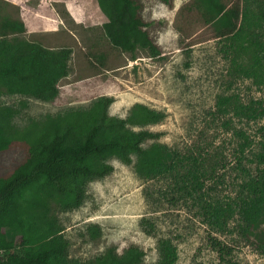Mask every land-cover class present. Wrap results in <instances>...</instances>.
Listing matches in <instances>:
<instances>
[{
    "label": "rangeland",
    "instance_id": "374dc122",
    "mask_svg": "<svg viewBox=\"0 0 264 264\" xmlns=\"http://www.w3.org/2000/svg\"><path fill=\"white\" fill-rule=\"evenodd\" d=\"M139 2L159 57L114 47L97 0H0V24L15 20L27 29L9 33V40L72 50L69 74L59 81L56 99L41 101L3 90L1 105L14 109L11 123L19 131L70 110L89 109L104 96L114 99L109 108L114 118L127 119L136 105L158 111L164 114L162 121L128 127L155 134L143 144L145 148L166 145L182 159L178 172L193 171L205 182L204 204L229 203L235 208L245 195L246 170L256 174L255 159L264 142V74L253 71L248 44L219 32L226 24L241 26L256 0H221L228 13L221 24L205 22L198 0H172L171 6L160 0ZM237 10L239 19L234 16ZM257 30L253 32L261 33ZM223 98L230 101L220 107ZM241 104L262 115L257 119L240 115ZM244 137L247 144L240 154ZM24 151L15 141L0 155V168H15ZM135 162L136 156L132 165L110 158L106 163L113 171L87 185L79 208L65 210L51 204V214L69 241L67 264L95 262L110 248L121 256L131 247L145 253L141 264H159V245L165 239L177 248L175 264H264V253L243 237L238 214L229 219L227 229H213L200 214V204L180 188V176L144 179L136 173ZM212 171L215 175L210 176ZM95 226L100 233L94 238ZM214 237L232 249L230 256H220L212 244Z\"/></svg>",
    "mask_w": 264,
    "mask_h": 264
},
{
    "label": "trees",
    "instance_id": "16d2710c",
    "mask_svg": "<svg viewBox=\"0 0 264 264\" xmlns=\"http://www.w3.org/2000/svg\"><path fill=\"white\" fill-rule=\"evenodd\" d=\"M160 1L167 6L172 4V0ZM97 3L105 17L106 36L114 47L129 53L145 50L153 57L160 56V49L145 29L148 24L143 19L139 0H97ZM198 5L207 24H221L228 14L221 0H198ZM251 9L243 15L244 24L239 27L226 24L219 33L248 44L253 50V71L264 74V0H256L255 11ZM234 16L239 19V10ZM254 29L261 33L253 32ZM26 30L22 22L15 20L6 19L0 24V100L5 90L12 95L53 101L59 95V81L69 74L72 50H51L35 42L6 37ZM229 101L221 99L220 107ZM113 102L111 97H100L89 109L48 117L41 125L34 122L24 131L15 129L11 123L14 109L0 102V155L15 141L25 147L24 158L15 168L9 171L0 168V264H67L69 241L58 219L51 214V204L56 202L65 210L79 208L86 197L87 185L113 171L106 163L110 158L117 157L132 165L133 156H136L135 171L144 179L174 173L180 176V188L194 204H200V214L213 229H227L229 219L238 214L243 237L264 253V142L255 159L256 174L253 176L246 170L245 195L236 207L229 203L213 206L206 201L204 204L205 182L193 171L178 172L182 159L176 158L166 145L156 143L145 148L143 144L156 137L155 134L148 130L135 132L128 127L158 123L164 114L136 105L127 119L114 118L109 115ZM237 108L240 115L249 119L262 115L249 104ZM244 141L240 154L245 151L247 138ZM91 231L94 238L100 233L96 226ZM212 244L221 257L231 255L232 249L218 238H212ZM159 246V264H175L178 252L172 242L161 240ZM144 258L145 253L139 248L131 247L121 256L115 248H110L89 264H141Z\"/></svg>",
    "mask_w": 264,
    "mask_h": 264
}]
</instances>
